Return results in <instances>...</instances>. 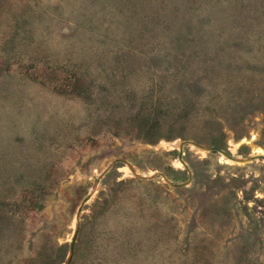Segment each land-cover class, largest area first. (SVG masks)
Returning <instances> with one entry per match:
<instances>
[{
    "label": "rangeland",
    "instance_id": "rangeland-1",
    "mask_svg": "<svg viewBox=\"0 0 264 264\" xmlns=\"http://www.w3.org/2000/svg\"><path fill=\"white\" fill-rule=\"evenodd\" d=\"M0 264H264V0H0Z\"/></svg>",
    "mask_w": 264,
    "mask_h": 264
},
{
    "label": "trees",
    "instance_id": "trees-1",
    "mask_svg": "<svg viewBox=\"0 0 264 264\" xmlns=\"http://www.w3.org/2000/svg\"><path fill=\"white\" fill-rule=\"evenodd\" d=\"M139 125H140V129L142 128V130H141L142 131L141 132L142 134L141 135L144 138H146L147 140H149V141H154L156 131L159 129V125H160L159 121L158 120H155V121L149 122L146 118H144L143 120L142 119L140 120ZM215 145L221 146L220 143H216ZM174 152H176V150H172L169 153L172 154ZM121 184H123V183H121ZM89 223H90L89 221L86 222V224H84V226L82 228L85 229V227ZM78 246H81V242L78 243ZM64 248H65V245L64 244L61 245L60 252L58 254V257H60L61 260L64 257V254L62 255V253H63L62 251H63Z\"/></svg>",
    "mask_w": 264,
    "mask_h": 264
},
{
    "label": "water",
    "instance_id": "water-1",
    "mask_svg": "<svg viewBox=\"0 0 264 264\" xmlns=\"http://www.w3.org/2000/svg\"><path fill=\"white\" fill-rule=\"evenodd\" d=\"M209 149H210V150H217V151H219V152H221V153H223V154H225V155H227V156H230V155H231V154L228 153L226 150H224V149H220V148H217V147H215V146H212V147H210ZM180 156H181V154H180ZM253 157H255V156H253Z\"/></svg>",
    "mask_w": 264,
    "mask_h": 264
}]
</instances>
